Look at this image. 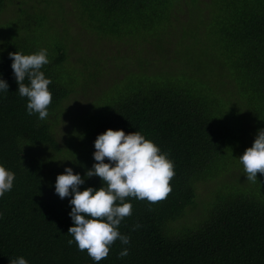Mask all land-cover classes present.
<instances>
[{
	"label": "trees",
	"instance_id": "1",
	"mask_svg": "<svg viewBox=\"0 0 264 264\" xmlns=\"http://www.w3.org/2000/svg\"><path fill=\"white\" fill-rule=\"evenodd\" d=\"M68 1L53 2L75 16ZM79 1L83 23L104 38L129 36L146 52L143 66L173 63L183 71L164 72L176 78L154 72L141 86L102 92L109 85L101 86L98 73L110 74L108 50L99 57L90 54L95 63L78 62L74 69L80 72L70 73V43L77 36L70 20L54 22L35 7L0 0V11L8 15L0 21V74L10 86L0 93V164L16 174L13 189L0 198V264L19 256L29 264H96L86 250L68 243L72 197L61 199L55 182L69 166L84 176L96 163L94 141L109 128L141 131L174 161L175 175L171 192L158 202L126 198L132 214L119 230L131 242L117 239L99 264H264V174L259 172L255 181L245 176L240 186L223 184L196 228L179 235L168 231V224L195 203L197 182L237 163L234 153L246 148L239 140L264 128V0ZM41 48L48 50L42 71L51 78L53 97L44 120L27 113V97L18 93L9 57ZM154 48L159 57L149 59ZM182 75L189 81L179 79ZM109 80L116 89L118 79ZM91 87L97 92H88ZM77 90H83L78 102L91 111L84 115L82 152L60 119ZM90 186L102 187V179L87 178L81 190ZM124 248L130 251L121 257Z\"/></svg>",
	"mask_w": 264,
	"mask_h": 264
},
{
	"label": "clouds",
	"instance_id": "2",
	"mask_svg": "<svg viewBox=\"0 0 264 264\" xmlns=\"http://www.w3.org/2000/svg\"><path fill=\"white\" fill-rule=\"evenodd\" d=\"M12 69L18 82V93L27 97V113L44 120L49 114L52 92L50 77L42 68L49 63L48 50L41 48L31 54L19 51L9 53ZM27 79L28 83H25ZM8 82L0 74V93L9 91ZM93 153L96 163L87 169L84 176L66 167L57 175L55 193L61 199L72 197L69 216L73 226L68 229L79 250L99 264L110 252V246L119 239L122 244L131 242L129 235L122 234L119 225L126 216L132 214L133 205L127 197L150 203L158 202L171 192L170 180L175 175L174 161L141 131L125 133L124 129H107L94 141ZM108 161H105V158ZM247 180L255 181L257 173L264 174V128L258 130L252 146L239 157ZM15 172L0 164V198L14 187ZM98 176L103 186H93L81 190L87 178ZM197 188V187H196ZM4 213L0 211V219ZM130 249L120 251L127 256ZM10 264H29L24 256L10 261Z\"/></svg>",
	"mask_w": 264,
	"mask_h": 264
},
{
	"label": "rangeland",
	"instance_id": "3",
	"mask_svg": "<svg viewBox=\"0 0 264 264\" xmlns=\"http://www.w3.org/2000/svg\"><path fill=\"white\" fill-rule=\"evenodd\" d=\"M22 8H32L41 10L44 13H49L52 16V21L59 22L61 19H69V24L72 26L71 31L74 32L75 36L70 43V56L71 61L67 65V71L73 73V69L76 68L81 61L88 62L90 64L95 63V60L90 58L91 55L99 57L103 54L105 50H108L109 57L107 59L105 67L109 69L108 73H98V79L101 81L100 91L102 92H113L117 93L120 90H126L128 87L141 86L148 82L147 74L154 72L163 73H178L180 70H176V64L173 63H160L159 66H143V57H146V52H143L139 47L135 45V42L126 35L122 37H117L112 35V39L104 38L100 36L97 30L90 27L89 25L83 23L80 16L83 5L79 0H69L68 7L73 9L75 16L71 15L65 7L61 6L58 2H53L54 0H12ZM51 1L50 6L47 8V2ZM10 15H12L10 13ZM19 13L17 14V16ZM8 15L0 11V21L1 18H5ZM80 18V19H78ZM61 28L64 30V23L61 22ZM70 31V32H71ZM57 42H61L62 38L59 35L55 36ZM159 51L154 48V55L149 56L151 58H158ZM85 59V60H84ZM77 71V69H74ZM79 70H84L81 68ZM183 71V70H182ZM80 72V71H77ZM172 74H167L166 76H171L176 78ZM117 78L116 89L112 86L109 78ZM179 79L183 82H188L189 80L186 76L182 75ZM93 89V90H92ZM96 87L88 88V92L96 93ZM114 90V91H113ZM83 95V90H77L72 92L70 97L66 100L64 105V116L60 119L66 123L65 127L71 132V136L77 141L79 148L78 151L82 152V147L80 143L87 136L83 130L85 114L91 111H86L83 103H79L81 96ZM95 106V105H93ZM87 110L89 105L86 106ZM64 128L63 124L59 125V130L62 131ZM256 137V133L253 132L250 137H243L239 140L241 145L246 146L245 149L235 152L234 154L239 157L244 153V151L252 146ZM246 176L244 172L243 165L239 162L232 164L231 161L227 163L224 167L223 173L216 178H209L200 180L197 182L196 190V201L193 205L188 207L187 213L175 222L168 224V231L172 235H179L189 229H194L200 225L201 221L206 218L209 214L214 203L218 200V191L223 187V184L227 183V188L231 183L237 182L240 186L239 180H242ZM183 228V231H182Z\"/></svg>",
	"mask_w": 264,
	"mask_h": 264
}]
</instances>
